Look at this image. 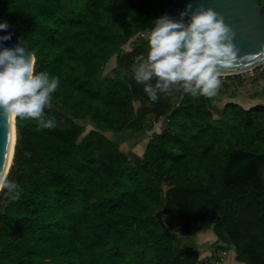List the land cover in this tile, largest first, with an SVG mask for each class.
<instances>
[{"label": "trees", "instance_id": "trees-1", "mask_svg": "<svg viewBox=\"0 0 264 264\" xmlns=\"http://www.w3.org/2000/svg\"><path fill=\"white\" fill-rule=\"evenodd\" d=\"M170 4L0 0V19L35 55L36 72L59 79L44 109L54 128L15 119L7 179L20 195L0 192V264H197L198 251L161 218L166 204L181 232L212 230L239 261L264 264V105L228 102L215 119L209 104L220 89L152 102L134 79L146 33ZM114 56L123 75L99 78ZM162 120L139 163L105 134Z\"/></svg>", "mask_w": 264, "mask_h": 264}, {"label": "clouds", "instance_id": "clouds-1", "mask_svg": "<svg viewBox=\"0 0 264 264\" xmlns=\"http://www.w3.org/2000/svg\"><path fill=\"white\" fill-rule=\"evenodd\" d=\"M180 17L175 21L165 15L154 21L155 26L146 33L147 54L137 57L133 66L135 81L144 85L152 102L158 100V93L175 87L193 97H214L221 84L219 69L231 66L238 56L235 33L217 12L193 9L189 3ZM8 28L6 22L0 23V31ZM10 39V35L0 36V113L9 120H35L37 131L52 129L55 120L45 119L44 109L50 106L59 79L36 72L35 55L26 54L25 46L2 47ZM5 190L13 200L19 198L20 185L0 176V192Z\"/></svg>", "mask_w": 264, "mask_h": 264}, {"label": "water", "instance_id": "water-1", "mask_svg": "<svg viewBox=\"0 0 264 264\" xmlns=\"http://www.w3.org/2000/svg\"><path fill=\"white\" fill-rule=\"evenodd\" d=\"M189 3L192 4L193 9L211 8L223 17L224 23L235 33L233 43L239 50L237 59L231 66L220 68V76L244 73L257 68L264 62V15L259 0H171L170 6L165 10V15L178 21L181 19L180 13L185 11ZM183 19L187 22L188 17L185 16ZM0 23H3L2 19ZM5 35H10L11 39L3 42L2 47L25 46L26 54L27 52L33 54L11 29L0 31V36ZM13 128L16 143L15 119L9 120L7 116L0 113V176L7 177L12 164L13 157L6 172ZM124 132H129V130L125 129ZM14 148L15 144L13 155ZM230 246V243H226L220 247L228 250ZM211 260L214 262L218 260L217 248L214 249V257ZM206 262H210V259Z\"/></svg>", "mask_w": 264, "mask_h": 264}, {"label": "rangeland", "instance_id": "rangeland-1", "mask_svg": "<svg viewBox=\"0 0 264 264\" xmlns=\"http://www.w3.org/2000/svg\"><path fill=\"white\" fill-rule=\"evenodd\" d=\"M133 39H130L125 45L122 46V52L130 50ZM123 70L119 68L116 62L115 56L112 57L109 62L99 71L97 76L102 77H116L122 76ZM221 84L220 91L221 94L217 96L210 104L209 107L212 110L213 118H218L221 114L222 107L228 102H235L239 104L244 109H248L255 105H264V76L259 72H255L252 76L250 74H245L242 76H232V77H223L220 76ZM182 88L175 87L169 91V95L172 100L175 102L178 100V94L181 93ZM163 126V120L153 124L151 131L143 132H122L119 135H114L112 133H105L113 142L116 144L117 148L126 153L131 161L134 163H139L144 154V150L148 140L153 133H159ZM87 130L95 128L92 122H89L86 126ZM12 165V164H11ZM10 170V169H9ZM161 218L168 224L173 227L174 233L181 240L182 245H189L193 243V239L184 234V238L181 236L182 232L180 231V218L178 212H175V208L165 205L163 213L160 215ZM212 244L209 248V257L210 262L218 264H223L224 260L222 248H218L217 254L219 259L217 262L211 260L212 254H214V249L217 248L216 245L221 246L225 245L218 241ZM232 250H235L234 246L230 247ZM228 251V250H227ZM226 251V252H227ZM220 261V262H219Z\"/></svg>", "mask_w": 264, "mask_h": 264}, {"label": "crops", "instance_id": "crops-1", "mask_svg": "<svg viewBox=\"0 0 264 264\" xmlns=\"http://www.w3.org/2000/svg\"><path fill=\"white\" fill-rule=\"evenodd\" d=\"M104 78V77H102ZM184 234L182 232V237L184 238ZM194 241L191 244L187 245L189 247H193L198 251L199 261L197 264H205L206 259L209 257V248L212 244H214L216 240V236L214 235L212 230H201L199 231L194 237H191ZM232 247V246H230ZM224 250V249H223ZM225 250L223 252V256L225 257L222 261L223 264H245L242 261H239L236 258V251L232 250L231 248L228 251ZM214 254H212L213 256ZM212 258V257H211ZM219 259V256H218ZM220 262V261H219ZM218 264V262H217ZM220 264V263H219Z\"/></svg>", "mask_w": 264, "mask_h": 264}, {"label": "bare ground", "instance_id": "bare-ground-1", "mask_svg": "<svg viewBox=\"0 0 264 264\" xmlns=\"http://www.w3.org/2000/svg\"><path fill=\"white\" fill-rule=\"evenodd\" d=\"M14 144H15V131H14V128H13L11 145H10L9 154H8V162H7L6 172H7V169H9V166L11 164V160H12V157H13V146H14Z\"/></svg>", "mask_w": 264, "mask_h": 264}, {"label": "built area", "instance_id": "built-area-1", "mask_svg": "<svg viewBox=\"0 0 264 264\" xmlns=\"http://www.w3.org/2000/svg\"><path fill=\"white\" fill-rule=\"evenodd\" d=\"M255 72H259L261 73V75L264 76V62L262 64H260L257 68L253 69V70H249L247 72H244V73H240V74H237V75H231V76H242V75H245V74H250V75H254ZM225 77V76H223Z\"/></svg>", "mask_w": 264, "mask_h": 264}]
</instances>
